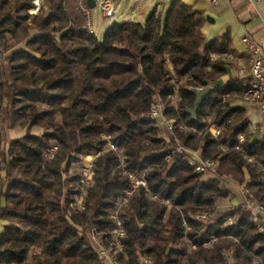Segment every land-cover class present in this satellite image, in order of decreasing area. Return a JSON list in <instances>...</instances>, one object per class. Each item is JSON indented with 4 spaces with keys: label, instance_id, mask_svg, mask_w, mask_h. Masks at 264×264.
I'll list each match as a JSON object with an SVG mask.
<instances>
[{
    "label": "trees",
    "instance_id": "16d2710c",
    "mask_svg": "<svg viewBox=\"0 0 264 264\" xmlns=\"http://www.w3.org/2000/svg\"><path fill=\"white\" fill-rule=\"evenodd\" d=\"M68 4L42 0L31 14L33 0H0V264H104L88 233L109 235L112 211L124 231L120 264H264L251 208L264 207V133L253 138L240 104L249 81L225 79L229 32L207 40L201 12L170 0L99 37ZM157 102L173 121L166 133L148 116ZM15 128L25 133L6 138ZM104 136L115 151H104ZM95 151L104 152L80 211L74 167ZM190 152L221 175L196 171ZM120 158L146 182L126 206ZM227 180L251 196L217 211Z\"/></svg>",
    "mask_w": 264,
    "mask_h": 264
},
{
    "label": "built area",
    "instance_id": "2783aa9c",
    "mask_svg": "<svg viewBox=\"0 0 264 264\" xmlns=\"http://www.w3.org/2000/svg\"><path fill=\"white\" fill-rule=\"evenodd\" d=\"M88 0H78V9L81 11L83 16L86 20V28L93 32L92 28V20H91V10L92 8L87 5ZM94 2L93 8H98L100 14L104 18L115 17V14L118 10V6L115 3V0H92ZM215 2L216 0H212ZM42 0H33L34 8L30 11L31 14H34ZM242 42L245 47V52L249 58V66L245 69H239L236 71L237 75L240 77H246L249 79V86L243 93L244 102L250 105H255L257 110L264 121V45L258 44L247 37L242 39ZM231 55L228 54L226 56V60H229ZM246 72V75H245ZM195 90H201L200 87H196ZM163 107L161 108L160 105L153 104L150 108L149 116L152 119H155L159 122L160 127L164 124L167 130L171 131L173 128L172 121H166L163 114ZM212 132L214 135L219 134V129L213 128ZM104 139L107 140V149L108 150H115L114 145L110 142L109 136H104ZM56 151V147H53L49 150V157H52ZM198 159V158H197ZM196 158L192 157L189 160L190 165L195 166ZM200 161V160H199ZM91 164L88 165L86 168H82V172L84 177L81 181V191L78 198H82L86 195V189L89 185V176L91 174ZM117 168L121 171L123 175H126L131 183V188L126 192L125 196L122 199V204H126L127 199H129L135 190L139 187H146V182L142 176L138 175L135 172L129 171L125 166V161L123 158H120L117 163ZM196 171L198 172H214L216 170V165L213 161L202 162L200 161L199 164L196 166ZM147 195L150 196L151 199L159 201L160 199L156 195H151L147 192ZM77 201V200H76ZM161 201V200H160ZM75 204L79 208L83 209V206L79 202H75ZM254 211L256 213H264V207L255 205L253 206ZM111 219L115 222L116 227L113 229L109 235H95L92 233L89 235L90 242H92V246L95 249L96 253L98 254L99 258L102 259L104 264H120L117 259L116 255L122 251V238L124 236V231L120 225V221L117 217L116 211L110 216ZM260 230L263 227L259 228ZM92 239V241H91ZM144 262L148 263L147 260H143Z\"/></svg>",
    "mask_w": 264,
    "mask_h": 264
},
{
    "label": "crops",
    "instance_id": "0c3cea01",
    "mask_svg": "<svg viewBox=\"0 0 264 264\" xmlns=\"http://www.w3.org/2000/svg\"><path fill=\"white\" fill-rule=\"evenodd\" d=\"M73 9L76 8L75 0H70ZM115 0L118 10L120 2ZM124 9L119 15L120 21L143 22L153 8H165L169 0H125ZM193 9L200 11L205 20L202 33L207 40L229 32L231 38V58L228 61V77H240L236 71L247 69L249 58L242 42L244 37L264 45V0H183ZM246 75V72H245ZM223 79L222 81H225ZM247 108L251 121L253 138L259 139L264 133V126L259 121L258 110L255 105L240 103ZM238 188V187H237ZM238 194V193H237ZM264 227V221L261 222ZM3 225V224H2ZM1 230V229H0Z\"/></svg>",
    "mask_w": 264,
    "mask_h": 264
},
{
    "label": "rangeland",
    "instance_id": "374dc122",
    "mask_svg": "<svg viewBox=\"0 0 264 264\" xmlns=\"http://www.w3.org/2000/svg\"><path fill=\"white\" fill-rule=\"evenodd\" d=\"M145 1H147V0H145ZM170 1V0H169ZM68 2H69V4H68V7H69V10L71 11V12H73V6H72V3H70L71 1L70 0H68ZM75 2H76V8H75V10H76V12H79L82 16H83V14L81 13V11L78 9V0H75ZM125 3H126V1L125 0H122L121 2H120V10H117V12H116V14H115V17H110V18H104V17H102L101 16V14H100V11H99V9L98 8H92V10H91V20H92V28H93V31L95 32V34L97 35V36H101L102 34H103V32H104V30L108 27V26H110L112 23H114V22H119L120 21V18H119V15H120V13L122 12V10L124 9V5H125ZM85 18V17H84ZM85 26H87V24H86V20H85ZM201 95V94H200ZM174 99L176 100L177 99V97H174ZM242 103H244V104H247V103H245L244 102V99L242 100ZM157 105H160V107L162 108L163 107V109H164V105H163V103L162 102H157L156 103ZM164 111V110H163ZM150 112V111H149ZM149 114V113H148ZM149 116V115H148ZM150 117V116H149ZM257 117H259L258 119H259V121H260V123H262V125L264 126V121H263V119L261 118V116H260V114H259V112H258V115H257ZM152 119V118H151ZM153 120H155V119H153ZM166 121H172V120H166ZM160 121H158V123H159ZM173 122V121H172ZM213 128L214 127H211V132H212V130H213ZM162 132L163 133H166V131H169V130H167V128L165 127V125L163 124L162 125ZM250 130L253 132L254 130H252V128L250 127ZM25 133V131H23V130H20V129H18V128H15V129H10L8 132H7V135H6V138H12V136L13 137H15V136H20V135H22V134H24ZM32 133H35V134H41L42 133V130L41 129H39V128H34L33 130H32ZM212 134L214 135V133L212 132ZM164 135V134H163ZM215 136V135H214ZM105 148H104V151H108V149H107V146H104ZM104 151H95L93 154H91V155H89V156H86V157H84V158H82V160L79 162V164L78 165H76L74 168H76L79 172H80V174H81V176H82V179H83V177H84V174H83V170H82V168L84 167V168H86L88 165H90L91 164V161H93L94 162V160L99 156V155H101ZM111 151H115V150H111ZM190 158H189V160L192 158V157H194V158H198L197 160H194L195 161V166L197 165V164H199V162L200 161H202L201 160V158H200V156H199V154L197 153V152H190ZM189 160H188V162H189ZM200 160V161H199ZM202 162H207V161H202ZM214 162V161H213ZM215 163V162H214ZM215 165H216V170L214 171V172H211V171H209L211 174H216V175H221V172L218 170V168H217V164L215 163ZM93 167H94V164L92 163V166H91V174H90V176H89V185H90V183H91V179H92V176H93ZM116 169L120 172V174L121 175H123L122 173H121V171L117 168V166H116ZM208 173V172H207ZM139 175V174H138ZM123 176H125V177H127L126 175H123ZM141 176V175H140ZM128 178V177H127ZM82 179H81V181H82ZM129 179V178H128ZM132 183V182H131ZM226 185H228L229 187H230V189H232L231 191V195L227 198V199H224V200H221V201H219L218 202V204L216 205V210L217 211H221V210H224V209H227V208H230L231 206H233V205H236V204H238V203H243V204H246L247 203V198H248V196H251L250 195V193L248 192V191H246V190H243V188L242 187H239V186H236V185H234V183L232 182V181H230V180H227L226 181ZM88 185V186H89ZM238 187V188H237ZM238 193V194H237ZM125 196V195H124ZM123 196V197H124ZM84 197V196H83ZM82 197V198H83ZM123 199V198H122ZM77 200V201H76ZM76 200H75V202H79L80 204H81V199L80 198H78V196L76 197ZM153 200V199H152ZM155 201H157V200H155ZM157 202H160V203H164V204H166V202H164V201H157ZM2 203V200H0V204ZM127 203H128V199H127V201H126V204H122V200H121V202L119 203V206H121V205H123V206H126L127 205ZM75 209H77V210H83V209H80L79 208V204H78V207H77V205L75 204V206H74V204L72 205ZM252 208V212L254 213V214H256V215H259L260 216V220L259 221H261V222H263L264 221V213H256V211H254V209H253V207H251ZM115 211H112L111 212V214H110V216L114 213ZM116 213H117V211H116ZM207 215H203V216H199L198 218L199 219H201V220H206L207 219ZM110 219H111V217H110ZM2 224H4L2 221H0V229H2ZM263 227V226H262ZM264 228V227H263ZM1 231V230H0ZM92 233H88V237H89V235H91ZM99 235H101V234H99ZM91 241H92V239H91ZM93 242V241H92ZM92 242H91V245H93L92 244Z\"/></svg>",
    "mask_w": 264,
    "mask_h": 264
},
{
    "label": "water",
    "instance_id": "95a60500",
    "mask_svg": "<svg viewBox=\"0 0 264 264\" xmlns=\"http://www.w3.org/2000/svg\"><path fill=\"white\" fill-rule=\"evenodd\" d=\"M87 5H88L89 7H91V8H93V7H94V2H93L92 0H88V1H87Z\"/></svg>",
    "mask_w": 264,
    "mask_h": 264
}]
</instances>
